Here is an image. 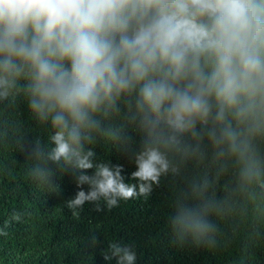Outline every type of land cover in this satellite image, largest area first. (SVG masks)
<instances>
[{"label": "clouds", "instance_id": "9594fccd", "mask_svg": "<svg viewBox=\"0 0 264 264\" xmlns=\"http://www.w3.org/2000/svg\"><path fill=\"white\" fill-rule=\"evenodd\" d=\"M21 91L54 130L49 148L36 140L31 154L79 173L67 202L74 215L86 201L102 211L100 201L111 210L146 198L162 176L179 173L174 155L204 159L205 138L215 160L233 161L237 191L255 200L252 186L264 189L256 146L264 138V0H0V101ZM121 102L142 133L138 148L123 127L104 124ZM97 136L131 152L137 184L125 183L121 165L92 159L86 145ZM32 175L47 181L51 170L37 165ZM210 186L193 180L176 199L177 243L215 244L209 215L230 210V197L208 198ZM109 250L105 260L135 264L133 248L110 242Z\"/></svg>", "mask_w": 264, "mask_h": 264}, {"label": "trees", "instance_id": "16d2710c", "mask_svg": "<svg viewBox=\"0 0 264 264\" xmlns=\"http://www.w3.org/2000/svg\"><path fill=\"white\" fill-rule=\"evenodd\" d=\"M26 83L23 78L19 81L21 85ZM119 107L121 112L104 124L123 127L133 137V147L138 148L142 133L136 123L128 121L127 107L122 102ZM53 131L50 123H40L31 112L23 91L0 101V264H116L115 258L105 260L102 254H110V242L133 248L135 264H264V189L252 186L255 200L237 191L233 161L215 160L207 138L202 144L203 160H182L174 155L179 173L162 176L146 198L120 201L111 210L100 201L102 211L86 201L74 215L67 202L79 190V173L74 176L71 168L45 163L31 154L36 140L45 150L49 148L48 138ZM256 146L264 163V138H257ZM86 147L95 152V162L121 165L125 183L137 184L130 178L136 168L131 152L123 151L118 142L97 136ZM37 165L51 170L47 181L32 175ZM222 165L226 167L223 172ZM86 171L91 175L95 169ZM205 178L211 183L207 197H230V210L209 215L217 228L213 234L215 244L198 245L190 238L177 243L170 226L175 201L181 193L190 191L193 180L202 183ZM82 188L89 190L87 184ZM14 215L20 219H14Z\"/></svg>", "mask_w": 264, "mask_h": 264}]
</instances>
